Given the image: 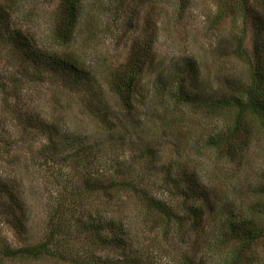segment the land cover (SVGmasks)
Masks as SVG:
<instances>
[{
	"label": "rangeland",
	"instance_id": "obj_1",
	"mask_svg": "<svg viewBox=\"0 0 264 264\" xmlns=\"http://www.w3.org/2000/svg\"><path fill=\"white\" fill-rule=\"evenodd\" d=\"M185 1L129 0L125 7L131 12L118 14L109 0H84L73 43L63 48L52 40L62 0H0V11L10 20L6 31L25 38L41 59L32 62L16 53L8 34L0 33V83L19 78L15 87L23 120L33 116L37 126L41 121L58 124L49 134L24 132L11 114H1L11 90L0 89V179L22 182L16 195L25 209L20 229L13 227L17 221L5 217L9 214H0V248L17 249L41 240L56 205L70 207L76 193L85 194L84 176H117L141 185L150 197L187 218L182 228L166 231L158 214L146 208L142 193L120 187L112 199L83 195L76 216L108 203L103 213L109 232L119 230L127 240L131 263L135 258L142 264H229L230 249L241 247L229 232L235 220L252 222L261 231L243 264H264V207L253 211L260 201L256 187L264 183V128L253 123L250 147L236 157L219 159L207 149L206 140L224 130L225 121L182 107L172 97L179 78L185 93L203 101L244 88L248 69L238 57L244 26L240 20L235 29L233 18L216 20L221 0ZM257 1L248 0L249 6L256 9ZM256 12L264 29V9ZM252 20L247 19L241 51L253 58L259 34ZM260 38L264 44V30ZM136 52L146 55V63L128 109L108 83L117 71L126 70ZM63 54L82 69L77 85L45 67ZM261 54L264 61V48ZM84 146L90 150L86 158L79 150ZM196 208H203L199 229L191 213ZM0 212H5L1 206ZM76 216L65 213L68 221H57L68 225L65 235L70 240L59 248L60 258L27 263L3 259L1 264L124 263L121 249L87 244L88 234L75 227Z\"/></svg>",
	"mask_w": 264,
	"mask_h": 264
},
{
	"label": "trees",
	"instance_id": "obj_2",
	"mask_svg": "<svg viewBox=\"0 0 264 264\" xmlns=\"http://www.w3.org/2000/svg\"><path fill=\"white\" fill-rule=\"evenodd\" d=\"M61 8L58 14V21L56 28L54 30L52 40L56 42L59 46L66 48L72 45L74 36L78 30L79 23V13L82 8L84 0H62ZM112 4H116L114 7L115 12L119 14L123 9H127L126 3L129 0H109ZM185 4V0H181ZM262 2V3H261ZM257 8L254 9L253 5L249 6L248 0H221L218 6L216 20L224 21L228 18H233V23L235 24V29H238L237 24L239 21H242L243 29L241 31V37L239 38L240 44L238 45V54L239 58L244 60L245 66L248 69V83L244 88H234L228 89L224 95L213 98L212 101H203L199 99L198 96H193L190 93H185L184 91V80L179 78L177 81L176 92L172 94L175 103H179L182 107H190L197 112L203 110L207 111L209 116L220 118L225 121V128L219 134H213L209 136L206 140V147L212 153L216 155L217 158L224 157H233L239 155L241 150L250 147L254 133L252 131V124H259L264 128V61L262 59V49L264 44L261 41L260 34L263 32L262 26V17L259 13L256 12L258 8L264 9V0L257 1ZM129 10V8L127 9ZM129 12H131L129 10ZM133 12V11H132ZM135 13V12H133ZM258 13V14H255ZM253 14V15H252ZM252 16L253 22L257 24L256 35L257 39L254 45V57L248 52L241 51L243 43L246 36V27L247 19ZM10 20H7L4 16V13L0 11V33L2 35L8 34L7 39L12 42V46L15 49L16 53H20L22 56L24 54L28 56L32 62H38L41 59L37 60L38 57L34 52L33 48L30 46L25 38H21L19 34L10 33L6 31L7 24L9 26ZM5 27V28H4ZM135 55L129 59L127 65L124 67L126 70L121 72H116L115 76L110 80V89L121 101L125 102L126 106L129 109L131 106V95L134 90V85L138 80V77L143 69V66L146 63V55L141 53L140 55ZM134 54V52H133ZM136 56V57H135ZM45 67L52 69L51 73L57 75L58 78L66 77V82L74 81L77 85L82 80V69L78 66L76 61H73L72 57L66 55H60L56 60L50 59L48 63H45ZM47 69V70H48ZM19 80L18 77L10 78L9 81H4L0 83V89L2 92H6V86H9L11 90L8 97H13L15 99V105L9 103V98L6 97L1 106V114L4 112L11 114L14 117L18 125L24 132L30 134L34 130L36 134H49L52 131L58 130V124L52 123L48 124L46 121H41L40 125H35L33 116L26 117L24 120L20 117L23 113L21 112L20 107V98L18 97L17 88L15 87ZM7 82V84H6ZM20 82V81H18ZM17 83V84H16ZM161 88V86H160ZM163 88V87H162ZM13 89V91H12ZM16 89V90H15ZM170 95V94H169ZM17 101V102H16ZM5 110V111H4ZM29 111V110H28ZM21 112V113H20ZM31 114L32 112H25L26 115ZM207 114V115H208ZM23 120V121H22ZM21 124V125H20ZM40 126V127H39ZM52 136V135H51ZM50 141L53 142L51 137ZM6 143V141H3ZM8 143V142H7ZM3 146L0 144V158H3ZM83 153V156L88 157L90 150L88 147L79 149ZM87 150V153H86ZM79 151V152H80ZM78 152V150H77ZM92 153V152H91ZM76 155V154H75ZM0 159V160H1ZM77 159L78 156H77ZM66 160V159H65ZM85 161V160H84ZM185 174V173H183ZM84 193H91L96 195L97 198L107 197L112 199V195H117L119 193L120 187L121 190H126L136 194H141L140 197L145 201L146 208L148 210H153L160 221L164 222V229L175 230L180 229L184 226L186 217H181L177 215L175 209L168 203L159 200L154 197H150L147 191L142 190L141 185H138L133 182H129L125 179L119 180L121 178L115 176L112 179L107 178H92V176H84ZM119 178V179H118ZM104 179V180H103ZM181 182L184 183L185 179L180 177ZM21 181H4L0 179V206L5 212H0L2 216L8 218L10 216V221H17L13 224V227L20 229L19 226L22 221V218L25 216V209L22 206L24 203L19 198V195H16L19 190V185ZM256 193L259 194V202L255 204V210L264 207V183L256 187ZM83 194V195H85ZM80 192L76 193L73 196L72 206H66L64 203H58L49 216L48 228L46 234L41 237V240L35 241L33 244H27L20 248L14 249L8 246H3L0 248V264L3 259L8 261H17L21 263L27 262H36L42 259H56L60 258L62 255L59 254V248L63 247L64 244L69 243V238L65 235V230L68 228V225H64L63 222L57 221H68L64 219V214H72V217L76 216L80 209L81 199L84 200V196ZM190 196H193L189 193ZM74 203V204H73ZM108 203L104 204V209H101V205L94 210L84 211L85 213L76 216L74 219L76 221L75 227H80L82 232L87 233V244L96 246V248H114L121 249L123 252V262L122 264H142L140 260L134 258V261L131 263V254L128 248L127 240L122 236L120 231H112V234L109 232L107 219L103 211H107L106 207ZM196 208L194 211H191L192 217L194 219L193 224L194 228L199 229L202 225V209ZM184 216V215H183ZM61 217V218H60ZM181 217V218H180ZM63 219V220H62ZM114 223L113 220H109ZM230 221H232L230 219ZM230 223L229 232L232 235L233 239L238 240L241 243V247L237 249H230V260L229 264H243L244 259H247V252L254 243L259 239V234L261 231H257L256 227L252 224L242 223ZM241 221V220H236ZM253 221V220H247ZM65 227V229H64ZM111 229V228H110ZM164 230V232H165ZM107 231V232H106ZM229 236V235H228ZM90 241V242H89ZM108 246V247H107ZM246 256V257H245ZM87 262V260H85ZM127 262V263H126ZM184 264H194V262L187 263L183 261Z\"/></svg>",
	"mask_w": 264,
	"mask_h": 264
}]
</instances>
